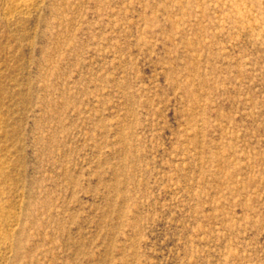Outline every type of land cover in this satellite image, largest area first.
<instances>
[{"label":"rangeland","instance_id":"obj_1","mask_svg":"<svg viewBox=\"0 0 264 264\" xmlns=\"http://www.w3.org/2000/svg\"><path fill=\"white\" fill-rule=\"evenodd\" d=\"M0 0V264H264V0Z\"/></svg>","mask_w":264,"mask_h":264},{"label":"bare ground","instance_id":"obj_2","mask_svg":"<svg viewBox=\"0 0 264 264\" xmlns=\"http://www.w3.org/2000/svg\"><path fill=\"white\" fill-rule=\"evenodd\" d=\"M30 3V0H20L18 2H16L17 6H22V7H26L28 4Z\"/></svg>","mask_w":264,"mask_h":264}]
</instances>
